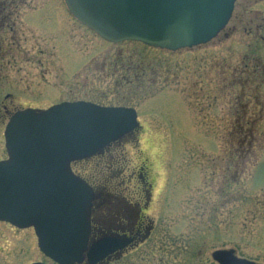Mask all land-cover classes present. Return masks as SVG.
Listing matches in <instances>:
<instances>
[{
	"label": "rangeland",
	"instance_id": "374dc122",
	"mask_svg": "<svg viewBox=\"0 0 264 264\" xmlns=\"http://www.w3.org/2000/svg\"><path fill=\"white\" fill-rule=\"evenodd\" d=\"M254 1L237 0L210 43L176 52L106 43L64 0L6 9L19 17L0 32V160L16 109L85 100L138 113L111 155L74 165L107 196L105 214L120 197L143 206L149 192L155 231L107 264H217L219 250L264 264V0ZM36 262L52 264L34 230L0 223V264Z\"/></svg>",
	"mask_w": 264,
	"mask_h": 264
},
{
	"label": "water",
	"instance_id": "95a60500",
	"mask_svg": "<svg viewBox=\"0 0 264 264\" xmlns=\"http://www.w3.org/2000/svg\"><path fill=\"white\" fill-rule=\"evenodd\" d=\"M70 14L107 42H138L176 52L206 45L228 25L237 0H64ZM132 108L65 102L14 113L5 128L8 160L0 162V222L33 228L40 251L55 264H99L127 246L103 238L89 246L94 193L72 172L139 128ZM218 264H256L234 250ZM43 264V263H34Z\"/></svg>",
	"mask_w": 264,
	"mask_h": 264
},
{
	"label": "flooded vegetation",
	"instance_id": "af4514ba",
	"mask_svg": "<svg viewBox=\"0 0 264 264\" xmlns=\"http://www.w3.org/2000/svg\"><path fill=\"white\" fill-rule=\"evenodd\" d=\"M3 1L4 0H0V3H2ZM5 1L10 2L12 6V4H14L13 1L16 0H5ZM261 1L262 0H255L254 2L257 3ZM17 12L18 10H15L14 14L8 13V15L18 18L19 14H17ZM255 13L257 18H259V16L261 17L260 12L256 11ZM115 146L116 145H111L110 147H107L102 153H100V155H98L93 159H98V158L102 159L104 157L111 155V152L114 149L113 147ZM84 162H80L78 163V165ZM79 177L85 179V181L91 186L95 194V199L93 201L91 216H90V223H91L90 242L92 243L94 241L101 240L105 237H112L114 239L127 242V246L125 248L116 251L110 257V259L105 261L103 264H107L112 260L113 263L117 262L118 260L122 259L124 256L129 255L134 249L140 247V245L146 243L150 239L153 232L155 231V223L145 215V210H147L148 201H150L148 191H146L147 200L143 206H141L140 203L135 205L131 204L125 197L122 199L120 197V198H116L115 200V202L117 201L116 206L119 207V209L113 212V206H112L110 210H108V213L105 214L103 212L107 210L105 208V203L107 202V196H105L97 188H95V186L91 182H89V180H87L84 176L79 174ZM142 177L143 174L140 173V179ZM112 205H114L113 202ZM83 264H86V262Z\"/></svg>",
	"mask_w": 264,
	"mask_h": 264
},
{
	"label": "trees",
	"instance_id": "16d2710c",
	"mask_svg": "<svg viewBox=\"0 0 264 264\" xmlns=\"http://www.w3.org/2000/svg\"><path fill=\"white\" fill-rule=\"evenodd\" d=\"M11 4H9L7 1H3L2 3H0V32L7 33V31L13 30L14 29V25L17 24V17H13V16H9L8 15V11L6 12V9L8 10L9 6ZM15 9V8H13ZM14 11V10H13ZM258 68L255 69V71H257ZM242 131V130H241ZM233 136L235 135V133H232ZM238 134V133H236Z\"/></svg>",
	"mask_w": 264,
	"mask_h": 264
}]
</instances>
